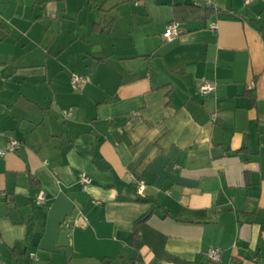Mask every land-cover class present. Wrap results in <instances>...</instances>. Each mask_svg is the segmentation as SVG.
Returning a JSON list of instances; mask_svg holds the SVG:
<instances>
[{
	"label": "crops",
	"instance_id": "obj_1",
	"mask_svg": "<svg viewBox=\"0 0 264 264\" xmlns=\"http://www.w3.org/2000/svg\"><path fill=\"white\" fill-rule=\"evenodd\" d=\"M211 1L0 0L3 263L264 264V0Z\"/></svg>",
	"mask_w": 264,
	"mask_h": 264
},
{
	"label": "built area",
	"instance_id": "obj_2",
	"mask_svg": "<svg viewBox=\"0 0 264 264\" xmlns=\"http://www.w3.org/2000/svg\"><path fill=\"white\" fill-rule=\"evenodd\" d=\"M254 1L255 0H246L245 2H246V4H251ZM192 3L195 4L196 6H199V7H211L214 9L216 8L211 0H192ZM136 4H138V3H136ZM213 27H215V26H213ZM183 32H184V27L180 22H171L167 25V27L163 33V37L166 41H174L180 35H182ZM1 76H2V73L0 71V77ZM85 82H86V78L83 75L74 74L71 77L70 85H71V88L73 90H79ZM215 90H216V85L212 82H209V81H205L204 83H202L199 86V93L202 96L211 95ZM62 114L65 118H68L71 116L72 111L71 110L63 111ZM19 145H20L19 141L11 138L9 147L5 150H0V156H4L7 152H13V151L17 150ZM129 180L131 182H133V184H135V186L137 187V193L139 195H142L144 192L143 183H141L134 176H130ZM79 182L89 184L92 182V179L90 177L84 175V174H81L79 176ZM44 201H45V193L43 191H41L37 197V204H43ZM67 227L69 228V225H67ZM207 255L209 256L210 260L213 263H218L221 259V250L217 249V248H211L208 250ZM29 258L31 260H37V256L35 253H29ZM0 264H5L1 261V257H0Z\"/></svg>",
	"mask_w": 264,
	"mask_h": 264
},
{
	"label": "trees",
	"instance_id": "obj_3",
	"mask_svg": "<svg viewBox=\"0 0 264 264\" xmlns=\"http://www.w3.org/2000/svg\"><path fill=\"white\" fill-rule=\"evenodd\" d=\"M186 8L187 9H200V7L196 6L195 4H192L190 6H186ZM173 22H175V21H173ZM141 221H143V220H141ZM141 221H139V222H141Z\"/></svg>",
	"mask_w": 264,
	"mask_h": 264
}]
</instances>
